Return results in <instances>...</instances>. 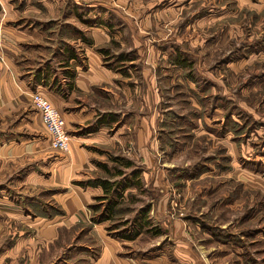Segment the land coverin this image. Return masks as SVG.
<instances>
[{
    "label": "rangeland",
    "instance_id": "obj_1",
    "mask_svg": "<svg viewBox=\"0 0 264 264\" xmlns=\"http://www.w3.org/2000/svg\"><path fill=\"white\" fill-rule=\"evenodd\" d=\"M0 1L2 17L5 10ZM64 1L65 6L57 10L54 4L62 0H29L33 6L25 10L28 0H22L19 4L23 11L17 20L26 24L39 20L38 28L49 33L46 42L52 43L49 37L59 35L68 38L72 46L79 28L66 22L61 24V20H85L86 24L95 20H129L125 26L131 24L128 28L133 33L127 37L137 36L136 44H142V53L144 49L150 53L153 48L162 53L158 70L152 68V76L160 71L151 86L152 129L167 126L165 115L174 113L177 124L175 131L170 129L165 135L156 130L144 152L137 144L139 135H134L135 141L131 143L118 142L111 151L105 150L109 156L121 160H108L112 162L111 168L98 169L89 179L111 177L123 182L132 176L137 179L138 188L120 203L132 208L115 212V219L102 221L96 233L93 228L102 222L93 221V217L104 212L106 199L98 197L90 204L93 213L88 222L71 224V216L59 219L68 228L60 225L51 237L50 233L37 232L38 227L33 226L37 223L26 215L33 218L64 215L65 207L58 193L67 186L39 184L28 174L30 163H34L28 159L20 169H15L12 163L10 169L0 171V196L5 201L0 200V264H25L32 256L38 258L37 264H96L105 247L100 234L115 236L111 225L119 223L115 227L119 230L134 222L136 228L140 227L139 234L144 231L131 244L138 255L164 245L176 261L174 264H179L174 242L180 239L184 244L183 264H243L244 255L245 264H264V57L256 55L264 54V8L258 13L239 6V0ZM127 43L134 45L132 40ZM105 48L109 50L105 58L109 67L127 65L123 62L126 60L122 61L124 58H118L125 51L113 44ZM137 52L134 49L129 54L136 59L131 66L136 77L132 80L141 81L140 74L135 72L142 69V63L146 64L148 54L139 56ZM175 56L189 64L182 73L172 70ZM4 60L0 49V66L4 67ZM121 97L120 94V100ZM129 106L124 102L117 103L115 108L124 111ZM154 112L164 113L161 123L159 117L154 122L156 126ZM20 113L0 117V128H9ZM223 123H226L224 133ZM129 160L132 164L128 166ZM222 160L228 168L219 166ZM117 167L123 173L119 174ZM144 170L150 172H145L146 177ZM144 182L145 186L148 184L145 188ZM32 199L60 213L52 217L44 215L31 203ZM95 204H101L98 212ZM14 206L23 208L27 221L19 220L18 207ZM144 208L149 212L142 211ZM57 219L56 223L61 222ZM213 232L220 237L231 236V243L222 247L223 240H209ZM16 246L19 251L22 248L17 257H4L5 250ZM227 252L232 254L222 260ZM213 255L219 258L212 259Z\"/></svg>",
    "mask_w": 264,
    "mask_h": 264
},
{
    "label": "crops",
    "instance_id": "obj_2",
    "mask_svg": "<svg viewBox=\"0 0 264 264\" xmlns=\"http://www.w3.org/2000/svg\"><path fill=\"white\" fill-rule=\"evenodd\" d=\"M21 1L2 0L1 5L5 11L2 17L0 15V49L5 56V64H3L4 67L0 66V117L11 116V113L16 111L21 113L16 119L17 122L10 123L9 128H0V171L10 169L12 163L15 169H20L28 159L30 162H34L30 163L32 166H29L28 174H32L39 184L67 186L65 191L58 193L59 200L65 207L64 215H57L54 218H33L31 215H26L31 218V221L37 223L33 225L38 227L37 232L50 233L49 236L52 237L60 225L68 228L59 219L71 216L73 218L69 222L71 224L88 222L93 213L89 207L90 204L96 198L106 194L101 185L73 183V181H87L96 170L103 169V167L111 168L112 162L109 161L113 157L109 156L105 150L111 151L118 142L131 143L135 141L134 135H139L141 139L137 140V144L144 152L150 146V139L156 130L161 131L164 135L170 129V131H175L177 120L171 114L165 115L167 119L165 125H168L152 129L151 86L160 72L156 71L157 76H152V68L158 70L159 58L162 53L156 51L155 48L151 49L150 53L144 49L142 53V44H136L137 36L127 37L128 33H133L130 31V27L128 28L131 24L125 26L127 25L126 21L129 20H95L93 23L89 22L90 25L86 24L85 20H61V24L66 22L69 26L73 24L79 28L75 31V38H73L75 45H70L68 38L59 35L54 38L49 37L53 41L48 43L45 39L49 33L38 28L36 21L39 20H30L27 24L23 23V20H17L23 11L19 4ZM238 4L241 7L254 9L258 13L264 8V0H239ZM26 5L25 10L33 6L29 4V0ZM54 5L58 10V7L65 6V1L56 2ZM78 10L80 9L78 8ZM86 37L91 42L86 41ZM129 40H132L134 45H129L127 43ZM112 44L120 48L121 51H125L126 54H130L134 49L138 51L137 55L139 56H144L145 52L148 54L146 64L142 63V69L135 72L140 74L141 81L132 80L136 78L133 67H131L136 59L132 55L130 59H122V61L126 60L123 62H127L125 67L113 68L106 64L105 58L108 55L101 48L103 46L111 47ZM111 50L115 51L113 47ZM261 52L263 51H255V53ZM115 53L119 54L117 51ZM152 53L157 56L156 59L153 58ZM256 55L260 58L264 57V54ZM171 65L175 72L182 73L184 70V66L177 60L171 61ZM70 69L74 71V76L68 78L67 71ZM36 91L43 93L61 112L66 128L71 135L69 151L57 153L52 148L51 134L44 124L40 112L35 110L31 102ZM120 94L122 95L121 100L119 99ZM123 101L130 104L127 110L121 111L115 108L117 103L124 104ZM136 106L137 110H135ZM169 109L173 108L169 107ZM161 113H153V115L155 114L154 126H156L154 122L158 117L159 123H161L164 114ZM102 118L103 121H100ZM169 126L173 128H168ZM145 172L150 174L149 171L144 170V177H146ZM0 175L2 174L0 173ZM136 180L133 178L128 180L129 185L123 190L126 197L137 190V185L133 183ZM142 186L145 188L148 184L145 186L144 182ZM1 199L4 201V198L0 196ZM17 207L14 206V208ZM16 211L20 215L19 220L23 222V208L18 207ZM56 218L61 222L56 223ZM104 222L93 228L94 233H96V227ZM143 234L144 231L141 230L134 239L100 234L105 247L102 248L95 263H176L168 255V247L164 245L156 250L150 249L145 255H138L131 244L135 243ZM97 237L99 238L98 235ZM210 237L209 240L214 242L223 240L224 242L220 243L222 247L224 244L231 243L230 238L220 237L217 232H213ZM45 242L48 240L46 239ZM174 243L175 257L178 258L179 264H183L184 244L180 239L178 243L177 241ZM120 247H122L121 250H119ZM185 247H187L186 244ZM239 248L241 247L239 246ZM18 249L17 246L11 250L7 249L3 255L15 258L22 250L21 247L20 251ZM237 252L240 253V251ZM231 254L232 252H227L221 257L222 260L228 259L227 257ZM242 256L238 257L242 258ZM244 256L241 260L243 264L246 263V256ZM218 258L216 255L212 257V259ZM37 260L36 256H32L25 264H37Z\"/></svg>",
    "mask_w": 264,
    "mask_h": 264
},
{
    "label": "trees",
    "instance_id": "obj_3",
    "mask_svg": "<svg viewBox=\"0 0 264 264\" xmlns=\"http://www.w3.org/2000/svg\"><path fill=\"white\" fill-rule=\"evenodd\" d=\"M91 22H95V21H90V23ZM82 38H84V37L82 36ZM85 40L91 42V40L88 37H86ZM101 50L104 51V52L109 51L108 48H105V47L101 48ZM130 57L131 56L129 54H123V56H120L118 58L119 59H121V58L130 59ZM180 59H181V57H175L174 58V60H177L178 63L182 64L183 66L189 65V64H187L186 61H182V59L181 60ZM113 67H116V66L113 64ZM67 73H68V75H67L68 78H70L71 76H74V71L72 69L68 70ZM170 113L173 114L174 112L171 110ZM172 116L173 117H177L175 113ZM100 121H103V118L100 119ZM221 131H223V133L226 131V123H224V126H223V128H221ZM113 159L116 160V161L121 160V158H118V157L117 158H113ZM131 164H132V162L130 160L127 161V165L128 166L131 165ZM219 166H221L222 168H225L226 166H227L226 168L229 167L227 164H225V162L223 160L219 164ZM203 167H207V166H203ZM203 167H201L197 171L200 172V170H202ZM117 170H118L119 174L123 173V171L119 167H117ZM188 174H190V173H188ZM131 178L135 179L134 177L129 176V177H126L125 178L126 180H124L122 182V181H119L117 179L113 180L111 177L110 178L109 177H104V178H97V179H89L87 181H81L80 182V183L86 184V185H95V186L96 185H101L106 191V195L100 197V200H104V199L107 200L106 208H105L103 213H101V214L100 213H96V215L93 217V221L102 222V221H104L106 219L107 220H111L112 218L115 219V217H116L115 212H118V211L127 212L128 210H130L132 208V207L131 208L130 207L129 208L128 207H124V206H121V204H120L123 200H127V197L124 195L123 190L125 189L126 186L129 185L128 180L131 179ZM136 182L137 181H134L133 183L137 185ZM130 196H131V194H130ZM31 203H33L34 206H37L38 208H40V212H42L44 215L52 217V216L56 215L57 213H60L59 210H55L54 211L52 206L48 207V205H44L42 202H40L38 200H33ZM118 206H121L122 210L118 209ZM93 207L95 208V211L98 212L99 209L101 208V204H95ZM38 208H36V209H38ZM142 211L149 212L145 208ZM142 211H141V213H142ZM42 213H41V215H42ZM34 214H36V213H34ZM140 215L142 217H144L142 214H140ZM135 221H137V219ZM134 223H133V225L128 226L126 228L122 227V229H119V230L116 229L115 227H117L120 224L119 223H114L113 225L110 226V229H115V236H118V237H121V238H127V239H134L139 234V230H137L136 225H135L136 223L135 224ZM229 237H231V236H229ZM229 237H226V238H229Z\"/></svg>",
    "mask_w": 264,
    "mask_h": 264
},
{
    "label": "built area",
    "instance_id": "obj_4",
    "mask_svg": "<svg viewBox=\"0 0 264 264\" xmlns=\"http://www.w3.org/2000/svg\"><path fill=\"white\" fill-rule=\"evenodd\" d=\"M32 100L51 134L52 148L58 151H69L71 135L66 128L61 112L39 91L34 92Z\"/></svg>",
    "mask_w": 264,
    "mask_h": 264
},
{
    "label": "bare ground",
    "instance_id": "obj_5",
    "mask_svg": "<svg viewBox=\"0 0 264 264\" xmlns=\"http://www.w3.org/2000/svg\"><path fill=\"white\" fill-rule=\"evenodd\" d=\"M41 114V113H40ZM42 117V116H41Z\"/></svg>",
    "mask_w": 264,
    "mask_h": 264
}]
</instances>
